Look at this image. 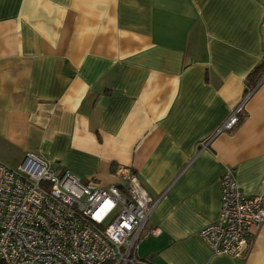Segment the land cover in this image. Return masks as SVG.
<instances>
[{
	"label": "crops",
	"instance_id": "0c3cea01",
	"mask_svg": "<svg viewBox=\"0 0 264 264\" xmlns=\"http://www.w3.org/2000/svg\"><path fill=\"white\" fill-rule=\"evenodd\" d=\"M262 60L264 0H0V161L33 151L102 185L130 167L160 197L146 264H264V224L240 257L198 235L225 169L264 197V75L247 79Z\"/></svg>",
	"mask_w": 264,
	"mask_h": 264
},
{
	"label": "built area",
	"instance_id": "2783aa9c",
	"mask_svg": "<svg viewBox=\"0 0 264 264\" xmlns=\"http://www.w3.org/2000/svg\"><path fill=\"white\" fill-rule=\"evenodd\" d=\"M249 95L215 134L235 127ZM116 175L120 182L109 185L83 181L33 151L15 168L0 161V264H146L137 248L159 232L145 223L160 197L152 198L130 167L119 166ZM219 185V214L198 235L212 253L240 257L264 224V197L243 193L230 168Z\"/></svg>",
	"mask_w": 264,
	"mask_h": 264
},
{
	"label": "trees",
	"instance_id": "16d2710c",
	"mask_svg": "<svg viewBox=\"0 0 264 264\" xmlns=\"http://www.w3.org/2000/svg\"><path fill=\"white\" fill-rule=\"evenodd\" d=\"M264 75V60H262L260 63H258L248 74L247 79L249 80V84L251 88H254L259 81V79ZM242 112L238 115V122H241ZM236 124V125H237ZM235 125V126H236Z\"/></svg>",
	"mask_w": 264,
	"mask_h": 264
}]
</instances>
